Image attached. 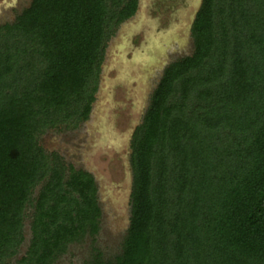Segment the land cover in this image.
Here are the masks:
<instances>
[{
  "label": "trees",
  "instance_id": "16d2710c",
  "mask_svg": "<svg viewBox=\"0 0 264 264\" xmlns=\"http://www.w3.org/2000/svg\"><path fill=\"white\" fill-rule=\"evenodd\" d=\"M138 0H31L0 26V264H52L98 232L97 187L64 177L36 144L86 121L107 42ZM193 50L169 63L130 141V218L121 252L89 264H264V0H201Z\"/></svg>",
  "mask_w": 264,
  "mask_h": 264
},
{
  "label": "rangeland",
  "instance_id": "374dc122",
  "mask_svg": "<svg viewBox=\"0 0 264 264\" xmlns=\"http://www.w3.org/2000/svg\"><path fill=\"white\" fill-rule=\"evenodd\" d=\"M30 2L0 0V26L12 23ZM200 3L138 0L136 13L107 42L89 118L76 125L49 126L36 135V144L50 162L57 158L65 178L71 169L92 175L101 210L98 232L69 243L52 264H89L96 255L112 260L121 252L130 218L132 134L142 123L163 69L192 53L190 26ZM48 178L33 188L24 213V240L5 264H17L26 256L35 201Z\"/></svg>",
  "mask_w": 264,
  "mask_h": 264
},
{
  "label": "water",
  "instance_id": "95a60500",
  "mask_svg": "<svg viewBox=\"0 0 264 264\" xmlns=\"http://www.w3.org/2000/svg\"><path fill=\"white\" fill-rule=\"evenodd\" d=\"M198 8H199V7H198ZM197 10H198V9H197ZM197 10H196V11H197ZM195 13H196V12H195ZM194 16H195V14H194Z\"/></svg>",
  "mask_w": 264,
  "mask_h": 264
},
{
  "label": "flooded vegetation",
  "instance_id": "af4514ba",
  "mask_svg": "<svg viewBox=\"0 0 264 264\" xmlns=\"http://www.w3.org/2000/svg\"><path fill=\"white\" fill-rule=\"evenodd\" d=\"M159 29V28H158Z\"/></svg>",
  "mask_w": 264,
  "mask_h": 264
}]
</instances>
